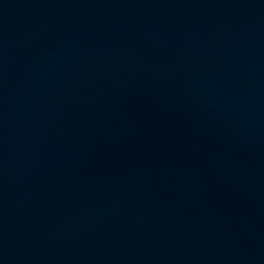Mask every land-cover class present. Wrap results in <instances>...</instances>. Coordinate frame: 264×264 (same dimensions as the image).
Returning a JSON list of instances; mask_svg holds the SVG:
<instances>
[{
    "label": "water",
    "instance_id": "1",
    "mask_svg": "<svg viewBox=\"0 0 264 264\" xmlns=\"http://www.w3.org/2000/svg\"><path fill=\"white\" fill-rule=\"evenodd\" d=\"M0 264H264V0H0Z\"/></svg>",
    "mask_w": 264,
    "mask_h": 264
}]
</instances>
